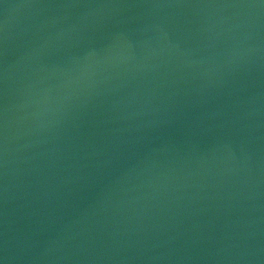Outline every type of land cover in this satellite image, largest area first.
<instances>
[{
    "label": "water",
    "instance_id": "95a60500",
    "mask_svg": "<svg viewBox=\"0 0 264 264\" xmlns=\"http://www.w3.org/2000/svg\"><path fill=\"white\" fill-rule=\"evenodd\" d=\"M0 264H264V0H0Z\"/></svg>",
    "mask_w": 264,
    "mask_h": 264
}]
</instances>
